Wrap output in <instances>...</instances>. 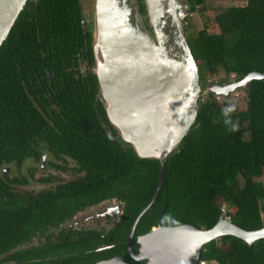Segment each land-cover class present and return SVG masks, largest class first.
Segmentation results:
<instances>
[{"label": "trees", "instance_id": "1", "mask_svg": "<svg viewBox=\"0 0 264 264\" xmlns=\"http://www.w3.org/2000/svg\"><path fill=\"white\" fill-rule=\"evenodd\" d=\"M137 1L142 16V0ZM187 1L192 13L205 0ZM28 5L0 46V171L26 160L37 162L39 145L67 150L85 177L66 186L58 199L91 202L114 195L125 205L123 218L129 226L153 195L159 164L137 158L129 145L121 143L119 150L108 142L101 124L109 123L96 99L95 76L76 79L71 71L77 55L90 64L93 59L89 37L85 45L82 40L79 0H36L30 11ZM214 22L217 33L202 28L195 37H185L199 82L219 72L237 81L251 72L264 74V0L226 8ZM244 91L230 112L213 98L199 101L189 132L165 160L160 191L136 225L138 236L155 226L210 229L219 216L217 199L231 210L227 216L240 229L262 228L264 185L257 179L264 173V80L251 81ZM17 198L0 176L3 250L55 220L52 210L38 213L28 209L33 204L22 205ZM199 261L264 264V239L247 245L224 236L207 243ZM41 264L57 262L45 259Z\"/></svg>", "mask_w": 264, "mask_h": 264}, {"label": "water", "instance_id": "2", "mask_svg": "<svg viewBox=\"0 0 264 264\" xmlns=\"http://www.w3.org/2000/svg\"><path fill=\"white\" fill-rule=\"evenodd\" d=\"M26 1L0 0V46ZM142 4L150 32L142 22L137 0H93L90 25L91 72L108 123L116 132L114 137L104 128L108 142L117 149L121 143L129 145L137 158L159 164L156 188L134 219L126 248L136 264H197L210 241L231 236L251 245L264 239V225L255 231L242 230L220 207L210 229L191 225L151 227L137 237L136 252L131 246L132 232L154 203L165 160L193 125L201 97L208 91L226 97L239 88L247 89L253 80H264V74L251 72L236 82L214 84L202 91L182 28L190 14L188 1L142 0ZM95 264L128 263L115 257Z\"/></svg>", "mask_w": 264, "mask_h": 264}, {"label": "flooded vegetation", "instance_id": "3", "mask_svg": "<svg viewBox=\"0 0 264 264\" xmlns=\"http://www.w3.org/2000/svg\"><path fill=\"white\" fill-rule=\"evenodd\" d=\"M27 3L29 5L26 9L30 11L36 0H27L25 5ZM79 5L82 40L85 45L88 36L91 47L92 10L87 7L83 9L80 0ZM76 64L74 70H71L76 79L92 74L93 59L90 64L77 55ZM236 81L233 78L218 85ZM199 85L202 91L209 88L204 81L199 82ZM237 90H242L245 95V89ZM205 95V99L214 96L210 91ZM96 99L100 101L99 94L96 95ZM96 121L104 120L96 118ZM106 127L110 129L109 125L101 124L103 132ZM120 147L122 149L121 145ZM36 151L39 153L37 162L26 160L18 168L12 165L4 166L1 168L0 176L4 178V184L9 187L11 194L18 197L20 204H33L34 207L28 209L38 213L42 210H52L50 217L55 220L44 229L31 232L27 239L19 240L6 250L0 249V264H41L45 259L54 260L57 264H95L115 257H120L128 264H136L126 248V241L135 218L128 226L127 219L123 218L125 205L122 200L114 195L91 202L87 198L81 201L72 198L59 200V194L66 186L83 181L85 172L67 150L54 151L39 145ZM57 156L62 160L57 159ZM29 163H34L38 167L28 165ZM138 235L135 227L131 235L133 252H136ZM122 236L124 241L121 239Z\"/></svg>", "mask_w": 264, "mask_h": 264}, {"label": "rangeland", "instance_id": "4", "mask_svg": "<svg viewBox=\"0 0 264 264\" xmlns=\"http://www.w3.org/2000/svg\"><path fill=\"white\" fill-rule=\"evenodd\" d=\"M247 0H205L202 6H198L197 10L195 12L190 13L186 18L187 20L182 22V27L184 26V34L185 37L193 38L196 36L197 32L200 31L202 28H206L207 32L209 34L217 33L216 24L214 22V18L217 14H219L221 11H223L226 8L229 7H242L246 4ZM81 6L84 9V7L89 8V10H92V0H80ZM142 4V2H141ZM92 14V12H91ZM142 22L145 25L148 32H150V27L146 18L145 10L143 12V15L141 16ZM91 20V18H90ZM92 70V68H91ZM225 77L224 75L219 72L214 75H205V84H207L209 87L221 82H225L223 80ZM226 81L232 80L233 76H229L228 78H225ZM207 94V92L205 93ZM203 95L199 101H203L206 98V95ZM245 97L242 90H236L232 93H230L228 96L223 97L221 95H215L213 96V99L215 102L223 107V110L226 112L232 111V109L235 108V103L237 99H241ZM28 165L38 167V165L34 163H29ZM16 172V171H15ZM264 185V173L261 176L260 179H257ZM217 203L223 208L226 212V215L231 214V210L227 207L226 204L222 203L220 199H217ZM259 207L261 210V218L264 222V199L260 201ZM228 217V216H227ZM229 219V217H228ZM217 241V240H216ZM208 264H214V263H208Z\"/></svg>", "mask_w": 264, "mask_h": 264}, {"label": "built area", "instance_id": "5", "mask_svg": "<svg viewBox=\"0 0 264 264\" xmlns=\"http://www.w3.org/2000/svg\"><path fill=\"white\" fill-rule=\"evenodd\" d=\"M197 264H208V262L198 260Z\"/></svg>", "mask_w": 264, "mask_h": 264}]
</instances>
